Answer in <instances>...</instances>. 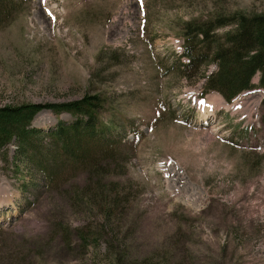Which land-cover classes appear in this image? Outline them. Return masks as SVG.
<instances>
[{"label":"rangeland","instance_id":"1","mask_svg":"<svg viewBox=\"0 0 264 264\" xmlns=\"http://www.w3.org/2000/svg\"><path fill=\"white\" fill-rule=\"evenodd\" d=\"M15 1L0 107L101 96L121 149L53 183L0 153V264H264V89L227 103L181 71L183 23L264 0ZM73 121L43 111L32 127Z\"/></svg>","mask_w":264,"mask_h":264},{"label":"trees","instance_id":"2","mask_svg":"<svg viewBox=\"0 0 264 264\" xmlns=\"http://www.w3.org/2000/svg\"><path fill=\"white\" fill-rule=\"evenodd\" d=\"M20 1V0H18ZM15 0H0V18L14 9ZM184 40L181 71L203 72L204 96L216 92L227 103L253 88L264 89V14L235 13L206 21L183 23ZM220 33L222 29H226ZM216 71L205 75V68ZM184 73V72H183ZM259 76L257 86L254 78ZM104 101L98 95L61 104H24L0 107V153L16 147L13 161H22L49 182L70 163L84 165L97 157L119 153L120 141L111 139L112 128L101 118ZM68 114L74 121L59 122L47 130L35 129L33 121L41 112ZM56 153L58 155H56Z\"/></svg>","mask_w":264,"mask_h":264},{"label":"bare ground","instance_id":"3","mask_svg":"<svg viewBox=\"0 0 264 264\" xmlns=\"http://www.w3.org/2000/svg\"><path fill=\"white\" fill-rule=\"evenodd\" d=\"M218 98H220V96H217ZM221 99V98H220ZM212 100H214V99H212ZM219 100V99H218ZM218 100L216 101V102H218ZM215 104V103H214ZM213 107H214V105H213ZM205 113V112H204ZM209 113H212L211 112V110H210V112Z\"/></svg>","mask_w":264,"mask_h":264}]
</instances>
